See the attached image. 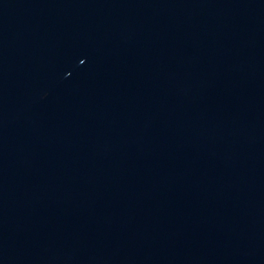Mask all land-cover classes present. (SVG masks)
<instances>
[{
	"label": "water",
	"instance_id": "95a60500",
	"mask_svg": "<svg viewBox=\"0 0 264 264\" xmlns=\"http://www.w3.org/2000/svg\"><path fill=\"white\" fill-rule=\"evenodd\" d=\"M0 264H264V0H0Z\"/></svg>",
	"mask_w": 264,
	"mask_h": 264
}]
</instances>
